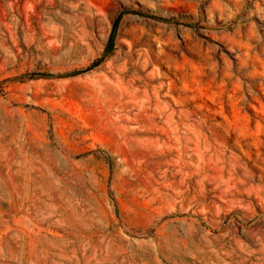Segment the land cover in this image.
<instances>
[{
  "label": "rangeland",
  "instance_id": "1",
  "mask_svg": "<svg viewBox=\"0 0 264 264\" xmlns=\"http://www.w3.org/2000/svg\"><path fill=\"white\" fill-rule=\"evenodd\" d=\"M0 264H264V0H0Z\"/></svg>",
  "mask_w": 264,
  "mask_h": 264
},
{
  "label": "trees",
  "instance_id": "2",
  "mask_svg": "<svg viewBox=\"0 0 264 264\" xmlns=\"http://www.w3.org/2000/svg\"><path fill=\"white\" fill-rule=\"evenodd\" d=\"M119 19H120V17L118 16L116 18V20L114 21V23L112 24V29H111V32H110V35H109V39H108V46L109 47L111 46V43L113 42V38H114V35H115V32H116L117 23H118Z\"/></svg>",
  "mask_w": 264,
  "mask_h": 264
}]
</instances>
